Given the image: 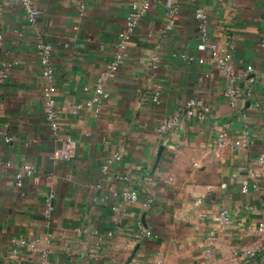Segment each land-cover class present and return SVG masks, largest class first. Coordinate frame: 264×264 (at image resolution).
Wrapping results in <instances>:
<instances>
[{"label":"crops","instance_id":"crops-1","mask_svg":"<svg viewBox=\"0 0 264 264\" xmlns=\"http://www.w3.org/2000/svg\"><path fill=\"white\" fill-rule=\"evenodd\" d=\"M130 1L36 0L29 24L0 0V264H264V252L241 256L264 241V0H150L103 80ZM193 1L235 69L252 70L238 82L249 94L224 95L226 78L198 48ZM40 41L52 48L57 132L43 114ZM98 79L104 95L83 105ZM189 97L208 115L161 130ZM246 125L250 143L230 147ZM58 135L70 139L68 160L51 158ZM251 183L257 191L242 190Z\"/></svg>","mask_w":264,"mask_h":264},{"label":"built area","instance_id":"built-area-1","mask_svg":"<svg viewBox=\"0 0 264 264\" xmlns=\"http://www.w3.org/2000/svg\"><path fill=\"white\" fill-rule=\"evenodd\" d=\"M19 4L23 15L26 21L29 24H34L38 18L39 11L37 7L36 0H14ZM181 0H178L180 2ZM151 2L150 0H131L127 6V10L123 16V25L118 31V40L115 44L114 51L112 53L111 59L107 64V70L102 74L103 80L108 77H112L117 71L123 57L125 50L127 49L130 43V37L133 32L136 30L139 21L147 14L150 10ZM178 14V5L173 6L168 11V24L166 28H169L174 20L177 18ZM193 18L196 24V30L198 32V48L208 52L209 60L214 66L220 70L224 77L226 78L229 86L224 91V95L228 98L234 99L239 98L245 94H249L251 90H242L238 86V82L252 72L251 69L236 70L232 64L231 56L228 53H223L219 45L210 38L208 30V17L203 8L193 1ZM261 45L264 46V36L261 38ZM52 48L49 44L44 41H40L37 44V54L39 63L41 66V71L44 77L48 79V84L42 89V98H43V114L44 118L48 122L50 128L53 131H58L59 122L58 114L56 112V105L54 99V84L53 82V70L50 62ZM182 58L185 60H192L190 56L182 55ZM154 66V65H153ZM101 79H98L95 88V96L91 99L86 100L83 105L90 106L93 101L98 98L96 96L104 95ZM261 88L264 91V70L261 73ZM161 85L159 84L154 91L151 101L153 103H159L160 100V89ZM81 104H77L76 107H80ZM209 113L208 104L197 97L187 98L181 108L176 110L172 116L164 123L160 125L161 130H169L173 128L178 122L186 118H197L198 120L204 119ZM59 136V135H58ZM57 136V139L60 141L61 145L55 149L53 155L51 156L54 160H68L70 157V139L64 136ZM219 144L222 141L221 136H219ZM250 132L249 127L246 125L241 132V137L239 140H235L229 144L230 147H244L250 143ZM7 140V138L5 139ZM116 160H119L120 157L116 156ZM258 160L264 164V154H260ZM107 166L104 165L103 169ZM34 168L31 165L23 166L22 173L32 174ZM18 180L21 178V174H17ZM258 190V185L255 183L244 184L242 186L243 191L247 190ZM54 198L53 192H50L45 199L46 212H50L53 209L52 201ZM149 204H153V199L148 200ZM219 218L218 221L221 225H228L230 223V214L227 209L221 208L218 212ZM260 229L264 232V226H260ZM264 252V241L261 246L257 247H247L241 249V256L244 260H254L260 253ZM42 264H50L48 262H42Z\"/></svg>","mask_w":264,"mask_h":264}]
</instances>
